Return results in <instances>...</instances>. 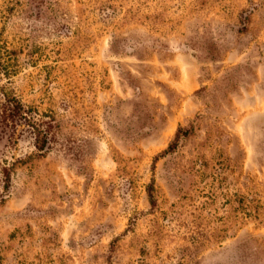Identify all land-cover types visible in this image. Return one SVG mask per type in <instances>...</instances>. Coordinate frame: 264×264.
Instances as JSON below:
<instances>
[{
	"label": "rangeland",
	"instance_id": "obj_1",
	"mask_svg": "<svg viewBox=\"0 0 264 264\" xmlns=\"http://www.w3.org/2000/svg\"><path fill=\"white\" fill-rule=\"evenodd\" d=\"M0 264H264V0H0Z\"/></svg>",
	"mask_w": 264,
	"mask_h": 264
},
{
	"label": "trees",
	"instance_id": "obj_2",
	"mask_svg": "<svg viewBox=\"0 0 264 264\" xmlns=\"http://www.w3.org/2000/svg\"><path fill=\"white\" fill-rule=\"evenodd\" d=\"M6 116L12 122V127L14 124H17L18 121L21 123H25L28 126L27 132L32 134L36 140V148L39 151V155L44 156L46 152L51 149V143L53 139H51V131L47 128L51 127L50 125L46 127V122L40 120L39 116L29 117L31 116V111L26 110L25 106L16 98V97H6ZM177 143H173L170 146L169 151H173L176 148ZM11 173L12 169L5 167L3 169V175L5 179L6 190L9 189V185L11 183ZM154 185L149 187V196L151 199V203L154 204Z\"/></svg>",
	"mask_w": 264,
	"mask_h": 264
}]
</instances>
